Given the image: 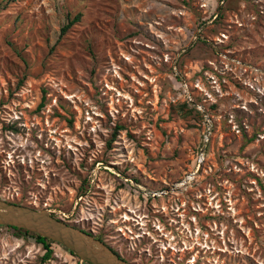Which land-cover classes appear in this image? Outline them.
I'll return each instance as SVG.
<instances>
[{
  "label": "rangeland",
  "instance_id": "374dc122",
  "mask_svg": "<svg viewBox=\"0 0 264 264\" xmlns=\"http://www.w3.org/2000/svg\"><path fill=\"white\" fill-rule=\"evenodd\" d=\"M0 199L133 264H264V0H0ZM53 248L0 227V264H84Z\"/></svg>",
  "mask_w": 264,
  "mask_h": 264
},
{
  "label": "water",
  "instance_id": "95a60500",
  "mask_svg": "<svg viewBox=\"0 0 264 264\" xmlns=\"http://www.w3.org/2000/svg\"><path fill=\"white\" fill-rule=\"evenodd\" d=\"M0 226L35 233L57 242L90 264H131L120 258L105 242L68 224L50 210L10 203L0 199Z\"/></svg>",
  "mask_w": 264,
  "mask_h": 264
},
{
  "label": "trees",
  "instance_id": "16d2710c",
  "mask_svg": "<svg viewBox=\"0 0 264 264\" xmlns=\"http://www.w3.org/2000/svg\"><path fill=\"white\" fill-rule=\"evenodd\" d=\"M82 18V14L79 13L77 14L72 20L69 21V23L63 27L62 29V35H64L73 25H75L76 23H78ZM196 110V109H195ZM9 202V201H8ZM10 203H13V202H10ZM16 204V203H15ZM18 205H21V204H18ZM69 224V223H68ZM71 225V224H70ZM2 227V226H0ZM10 229H12L16 234L17 236H31L33 237L37 243H39L40 245L43 246L44 250H45V254L43 256V260L46 261V260H49L52 258V254L54 252V248L53 246L54 245H58V246H62L61 244L57 243V242H54L52 240H49V239H46V238H43L35 233H32V232H28L26 230H22V229H17V228H12V227H8ZM101 241V239H99ZM63 247V246H62ZM66 250L74 257L78 258L75 254H73V252H71L70 250H68L66 248ZM114 251V250H113ZM115 252V251H114ZM116 253V252H115ZM117 254V253H116ZM119 256V255H118ZM84 264H90V263H87V262H84Z\"/></svg>",
  "mask_w": 264,
  "mask_h": 264
},
{
  "label": "flooded vegetation",
  "instance_id": "af4514ba",
  "mask_svg": "<svg viewBox=\"0 0 264 264\" xmlns=\"http://www.w3.org/2000/svg\"><path fill=\"white\" fill-rule=\"evenodd\" d=\"M123 207L126 208L128 212L131 211L130 208H129L127 205H123ZM75 227H77V226L75 225ZM77 228L83 230L84 232H88L89 234L93 235V236H94L96 239H98V240L101 239V241L105 242V243H106V244H107L112 250H114V251L117 253V255H119L120 258H122V259L126 260L127 262L133 264L132 262L128 261L123 255H121V253H120L119 251H117V250H116V249H115V248H114V247H113V246L107 241V239H105V237H107V235H103L101 232H97V231H95L94 229L86 230V229H83V228H81V227H77Z\"/></svg>",
  "mask_w": 264,
  "mask_h": 264
}]
</instances>
